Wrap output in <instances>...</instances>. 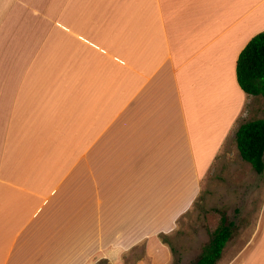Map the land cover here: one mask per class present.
I'll return each instance as SVG.
<instances>
[{
  "label": "crops",
  "instance_id": "crops-1",
  "mask_svg": "<svg viewBox=\"0 0 264 264\" xmlns=\"http://www.w3.org/2000/svg\"><path fill=\"white\" fill-rule=\"evenodd\" d=\"M20 5L0 25V264H173L214 166L252 168L236 132L264 98L237 60L264 0ZM250 244L224 264H264V230Z\"/></svg>",
  "mask_w": 264,
  "mask_h": 264
},
{
  "label": "rangeland",
  "instance_id": "rangeland-1",
  "mask_svg": "<svg viewBox=\"0 0 264 264\" xmlns=\"http://www.w3.org/2000/svg\"><path fill=\"white\" fill-rule=\"evenodd\" d=\"M16 1L28 6L33 0H12V3ZM9 5L10 0H0V25L4 23V29L11 26L10 21L5 22L10 18ZM23 5L20 6L25 8ZM231 161L232 165L218 162L214 166L202 182V192L194 207L181 218L176 234L179 240L173 235L167 239L174 251L173 264L195 262L210 243L215 230L222 225L224 216L227 222H234L233 233L216 264H224L247 244L251 242V246L261 238L264 230V175L243 165L237 169V157L233 154ZM227 169L232 170L231 176H227ZM239 172L244 175L237 176Z\"/></svg>",
  "mask_w": 264,
  "mask_h": 264
},
{
  "label": "trees",
  "instance_id": "trees-1",
  "mask_svg": "<svg viewBox=\"0 0 264 264\" xmlns=\"http://www.w3.org/2000/svg\"><path fill=\"white\" fill-rule=\"evenodd\" d=\"M237 78L242 89L264 98V30L256 34L237 60ZM236 145L242 158L258 173H264V117L243 122L236 132ZM234 222L222 217L219 226L198 259L192 264H216L233 233Z\"/></svg>",
  "mask_w": 264,
  "mask_h": 264
}]
</instances>
